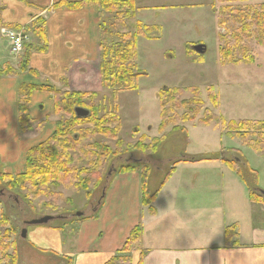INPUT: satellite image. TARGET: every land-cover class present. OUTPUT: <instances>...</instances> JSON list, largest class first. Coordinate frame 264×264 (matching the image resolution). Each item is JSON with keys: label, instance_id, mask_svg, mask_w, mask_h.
<instances>
[{"label": "trees", "instance_id": "16d2710c", "mask_svg": "<svg viewBox=\"0 0 264 264\" xmlns=\"http://www.w3.org/2000/svg\"><path fill=\"white\" fill-rule=\"evenodd\" d=\"M85 1L95 4L99 10L101 67L103 75L106 76L103 78V85L105 89L112 91L113 106L105 107L104 101L100 103L98 98L102 99V97L97 93H67L53 90L51 86V93L58 101L57 108L53 110L54 115L59 117L54 132L41 144L28 151L25 167L21 173L3 172L0 164V192L8 191L14 194L24 192L26 193L24 199L32 208L34 203L43 199L37 206L39 210L50 216H59L61 201L71 203V200L60 192L61 189L76 194L85 193L87 198L92 200L94 197L97 198V191H103L106 188L108 178L106 180L104 177L106 174L103 169L116 158L127 153L121 138L122 121L118 113V100L121 94L139 90L138 82L143 74L138 67V39L157 41L161 39L162 33L159 26L146 25L136 20V13L139 10L137 0ZM252 1L256 0H214L218 6L216 13L221 32L219 62L223 66L242 63L254 65L258 48H264V3ZM65 7L81 9L82 4L68 5L62 2L54 6V9L59 10ZM2 11L1 8L0 29L2 28ZM27 29L28 40L30 34L33 37L30 43L25 44V51L30 53L27 60H21L20 69L14 68L10 63L1 65L0 77L14 75L16 71L33 77L38 76V72L31 68L30 60L33 52L44 55L48 53L47 22L42 17L36 18L25 28V32ZM28 40H25V43ZM199 60H202L201 57L197 61ZM45 86L46 84L42 85V87ZM37 87L39 86L31 84L20 87L19 94L22 95L23 100L26 95L29 96L25 101L22 100L25 104L21 101L23 105L20 107V113L23 127H26L28 122L33 124L35 121L29 115L28 105L30 96H33ZM188 94L189 98L185 99L184 97ZM206 96V100L203 99L202 91L195 87L163 90L159 96L160 132L166 133L170 126L178 127L180 123L213 126L216 129L220 128L229 138L238 139L256 154L264 156V121H223L224 119L215 112L219 106V97L214 87L206 91ZM76 108L88 110L89 116L77 118ZM148 139L147 135H141L139 149L155 150L161 145L159 138H154L153 144L145 141ZM112 141L115 142V149L110 146ZM232 151L237 155L238 151ZM220 160L240 177L249 191L251 202L255 205H264V191L258 187L257 173L250 169L242 156L231 160L217 154L178 160L173 164L159 190L178 163ZM151 170L147 164H125L117 172L142 174L141 205L154 215L153 206L159 190L153 192L148 187V174ZM4 195L3 192L0 193V264H18L17 248L18 240L21 238L20 230L13 217L7 212L5 202L1 200ZM236 238L237 226L226 228V246L235 245ZM141 242L142 230L137 227L118 254L106 264H143L147 253L142 249Z\"/></svg>", "mask_w": 264, "mask_h": 264}, {"label": "rangeland", "instance_id": "374dc122", "mask_svg": "<svg viewBox=\"0 0 264 264\" xmlns=\"http://www.w3.org/2000/svg\"><path fill=\"white\" fill-rule=\"evenodd\" d=\"M252 2L264 3V0ZM217 7L214 0H137L139 10L136 13V20L142 21L146 25L159 26L162 29L161 39L157 41L138 39V67L143 74L138 82L139 90L121 94L119 96L120 100H118V113L122 121L121 138L124 141L127 153L118 159L116 158L115 161L103 169L106 174L104 177L106 180L110 178V181L106 182V188L103 191H97V201H100L107 193L105 191L108 190L109 183L114 176L126 174L117 172L125 164L149 165L152 170L148 174V186L151 179L154 186L151 188L152 190L149 189L153 191L156 186L165 180L173 164L178 160L192 157H209L217 154L224 155L226 159L231 160L237 158V156L240 158L242 156L250 169L257 173L258 187L264 191V156L258 155L250 148L245 147L238 139L229 138L222 133L220 128L195 126L193 123H180L178 127L170 126L166 133H161L159 129L161 123L159 96L167 88H199L203 93V99L206 100V91L210 87H214L219 97V106L215 112L224 119L223 121H264V48H258L254 65L242 63L223 66L219 62L221 32L217 13L215 12ZM27 26H3L0 29L1 65L10 63L11 66L17 69L21 60H27L30 53L25 51V44L31 42L32 35L30 34V39L23 44L21 53L14 56L11 54L10 39L2 33L3 30H6L16 37H27L29 33L28 29L25 32ZM100 38L101 31H99V41ZM197 45H204L207 48L203 56L191 52L193 51L192 46ZM98 50L97 54L90 52L88 58H91L92 61L90 60L87 63L90 65H86V67L80 64H76L74 67L70 66L67 70H62L63 75L60 77L51 73H46L43 76L38 73L40 77L38 80L41 83L36 85L39 87L36 88L33 96H30L29 103L30 105L34 102L32 105L34 111L32 109L31 116L37 122H33V124L28 122L26 127H23L21 122L20 107L23 105L21 104L23 97L19 94V123L17 125L19 130L17 136L20 143L18 142V144L26 142L27 145L28 141L30 142L28 147L33 145L32 149L37 144L32 140L41 137L47 139L54 132L59 117L53 113V110L55 111L57 108L58 101L55 95L51 93L52 87L53 90L57 89L67 93H97L103 99L98 98L100 103L104 101L105 107L113 106L114 103L111 101L112 91L105 89L103 85V78L106 76L103 75L101 67L102 54L99 44ZM199 57H201V61H197ZM20 74L16 71L14 75L8 74L0 78H10L11 80L17 78L21 82L23 79L18 78ZM41 84H46V86L42 87ZM24 85L26 83L21 86ZM1 87L2 84L0 90ZM28 97L26 95L25 99ZM184 98L188 99L189 94ZM98 101L95 100L96 103H99ZM209 107L212 106L209 105ZM50 126H53L52 130H50ZM141 135H147L149 139L145 141L150 144H153L154 138H159L161 139V145L155 150L142 151L138 146ZM110 146L115 149V142L112 141ZM232 150L238 151L239 154L236 155ZM3 153L6 155L4 159L8 162L16 160L14 148H6ZM5 160L0 161L2 167H5ZM210 162L212 164L207 165V167L212 168L213 171L216 169L215 172L221 174L220 179H227L228 181L223 200L228 199L229 212H237L240 197L239 190L235 191L232 185L234 171L221 162ZM193 166L195 164L190 167ZM196 173L198 174V172ZM140 175L142 182V174L140 173ZM1 192L5 194L1 197V200L5 202L7 212L13 217L19 230L27 229L26 240L29 239V233L40 226H26L25 223L49 215L39 210L37 206L43 199L34 203V208H32L24 199L26 193ZM60 192L68 200H71V203H65V201L59 203L61 211H59V216H54V221L48 223L50 227H57L64 221L68 223L77 221L78 215H84V211L90 204V200L85 193L76 194L64 189H61ZM258 206L264 207V205ZM94 208L95 210L98 209V204H95ZM116 216L119 217L118 213ZM257 216L259 217V214ZM62 229L64 249L68 252L73 251L75 234L72 232L75 227L69 224V227ZM57 232L59 234V231ZM44 244L40 243L38 246L44 249ZM49 245L52 248L58 247L57 244L54 246L51 242H49ZM26 253L27 250L23 251L22 249L20 251L21 258L27 257ZM28 258H31L32 261L35 260L33 256Z\"/></svg>", "mask_w": 264, "mask_h": 264}, {"label": "crops", "instance_id": "0c3cea01", "mask_svg": "<svg viewBox=\"0 0 264 264\" xmlns=\"http://www.w3.org/2000/svg\"><path fill=\"white\" fill-rule=\"evenodd\" d=\"M62 2L81 3L82 7L55 10L54 6ZM1 8L2 27L29 25L39 17L46 20L48 53L33 54L30 60L31 68L42 76L51 73L60 77L62 70L76 64L86 67L92 61L88 58L90 52L99 51V10L91 2L0 0V11ZM18 78L23 80L0 78V161L5 160L4 149L14 148L16 160H5V167L1 165L3 172L12 174L23 171L26 155L33 146L28 147V141L27 145L26 142L18 144L19 89L24 83H41L39 75L21 74ZM33 103L28 106L30 116L32 109L34 111ZM45 139L32 140L37 142L34 147ZM217 162L226 164L221 160ZM192 164L195 166L190 167ZM211 164L210 161H183L176 165L162 188L159 190L163 182L153 190H159L154 215L141 205L139 172L114 176L98 209L94 208L97 204L94 197L77 221L60 222L57 227L40 226L29 233V239H19L18 264H106L118 254L137 227L142 230L141 247L147 253L143 264H222L225 258L228 264H264V207L251 202L248 189L233 172L232 185L235 191L239 190L240 200L237 212H229L228 199L223 200L228 181L220 179L221 174L216 173V169L207 167ZM153 186L150 179L148 187ZM69 224L76 229L72 232L74 249L70 252L64 249L62 234V228ZM235 225V245L226 246L225 230ZM49 242L58 247H50ZM40 243L44 244V249L38 246ZM22 249L27 250V257L21 258Z\"/></svg>", "mask_w": 264, "mask_h": 264}, {"label": "water", "instance_id": "95a60500", "mask_svg": "<svg viewBox=\"0 0 264 264\" xmlns=\"http://www.w3.org/2000/svg\"><path fill=\"white\" fill-rule=\"evenodd\" d=\"M196 52L200 55H204L207 51V48L204 45H197L194 47ZM75 114L77 116V118H86L89 116V111L83 108H76L75 109ZM111 176V175H109ZM79 216H82V214H79ZM54 218L51 216H45L43 218L40 219H35L33 221H29L26 223L27 226L30 225H36V226H43V225H47L50 221H52ZM23 238L27 237V229L23 230L22 232Z\"/></svg>", "mask_w": 264, "mask_h": 264}, {"label": "built area", "instance_id": "2783aa9c", "mask_svg": "<svg viewBox=\"0 0 264 264\" xmlns=\"http://www.w3.org/2000/svg\"><path fill=\"white\" fill-rule=\"evenodd\" d=\"M11 42V54L17 56L22 51L23 44L27 40L26 36L16 37L13 33H9L6 30L2 31ZM16 54V55H15Z\"/></svg>", "mask_w": 264, "mask_h": 264}, {"label": "flooded vegetation", "instance_id": "af4514ba", "mask_svg": "<svg viewBox=\"0 0 264 264\" xmlns=\"http://www.w3.org/2000/svg\"><path fill=\"white\" fill-rule=\"evenodd\" d=\"M215 12H216V11H215ZM192 50H193V51H191L192 53H195V54H197L198 56H203V55L198 54L193 46H192Z\"/></svg>", "mask_w": 264, "mask_h": 264}, {"label": "clouds", "instance_id": "9594fccd", "mask_svg": "<svg viewBox=\"0 0 264 264\" xmlns=\"http://www.w3.org/2000/svg\"><path fill=\"white\" fill-rule=\"evenodd\" d=\"M222 264H228V260H227V258H225V259L222 261Z\"/></svg>", "mask_w": 264, "mask_h": 264}, {"label": "bare ground", "instance_id": "6f19581e", "mask_svg": "<svg viewBox=\"0 0 264 264\" xmlns=\"http://www.w3.org/2000/svg\"><path fill=\"white\" fill-rule=\"evenodd\" d=\"M27 238V237H26ZM26 238H23V235H21V239H26Z\"/></svg>", "mask_w": 264, "mask_h": 264}]
</instances>
